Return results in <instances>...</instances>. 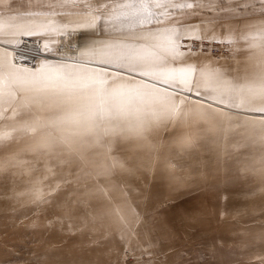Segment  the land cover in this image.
Segmentation results:
<instances>
[{
    "label": "snow or ice",
    "instance_id": "snow-or-ice-1",
    "mask_svg": "<svg viewBox=\"0 0 264 264\" xmlns=\"http://www.w3.org/2000/svg\"><path fill=\"white\" fill-rule=\"evenodd\" d=\"M209 165L264 189V0H0V172L42 213L123 223L134 181Z\"/></svg>",
    "mask_w": 264,
    "mask_h": 264
},
{
    "label": "rangeland",
    "instance_id": "rangeland-1",
    "mask_svg": "<svg viewBox=\"0 0 264 264\" xmlns=\"http://www.w3.org/2000/svg\"><path fill=\"white\" fill-rule=\"evenodd\" d=\"M245 47L238 41L228 50ZM188 172H149L134 181L126 222L105 216L71 227L32 203L26 168L0 172V264H120L125 243L151 245L152 264H261L264 189L214 174L211 165Z\"/></svg>",
    "mask_w": 264,
    "mask_h": 264
},
{
    "label": "built area",
    "instance_id": "built-area-1",
    "mask_svg": "<svg viewBox=\"0 0 264 264\" xmlns=\"http://www.w3.org/2000/svg\"><path fill=\"white\" fill-rule=\"evenodd\" d=\"M25 39H34V38H25Z\"/></svg>",
    "mask_w": 264,
    "mask_h": 264
},
{
    "label": "bare ground",
    "instance_id": "bare-ground-1",
    "mask_svg": "<svg viewBox=\"0 0 264 264\" xmlns=\"http://www.w3.org/2000/svg\"><path fill=\"white\" fill-rule=\"evenodd\" d=\"M194 161V160H193Z\"/></svg>",
    "mask_w": 264,
    "mask_h": 264
}]
</instances>
